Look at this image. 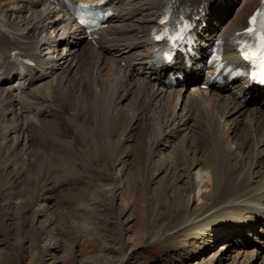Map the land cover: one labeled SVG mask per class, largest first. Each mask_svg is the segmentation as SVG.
I'll return each instance as SVG.
<instances>
[{"label": "bare ground", "instance_id": "obj_1", "mask_svg": "<svg viewBox=\"0 0 264 264\" xmlns=\"http://www.w3.org/2000/svg\"><path fill=\"white\" fill-rule=\"evenodd\" d=\"M13 1L15 9L5 11L0 5V149L5 155L20 159L17 147L23 140L24 159L20 163L32 164L35 171L61 166L64 155L47 139L59 142L58 135L64 131L60 112L65 106H75V124L82 117L99 129L107 117L108 124L113 122V134L118 127L126 128L124 107H134L133 112L143 120L135 151L144 170L153 150L157 152L159 146L183 133L179 140L183 162L177 158L171 161L170 155L165 158L173 164L179 183L172 187V198L168 199L178 212L174 218L183 216L175 232L192 230L190 238L203 242L199 254L220 240L225 247L228 238H248L250 233L238 237L246 225L259 224L257 232L253 228L249 232L264 240V86L259 88L240 78L204 88L203 81L211 71L203 59L191 55L190 66L183 59L176 66H165L151 34L168 0H92L104 1L100 7L113 13L105 27L94 34L80 28L61 7V0ZM228 1L173 3L191 6L193 17L204 12L194 28L195 53L203 56L221 40L223 60L243 67L229 41L246 27L247 18L261 0H243L234 14H230ZM68 32L72 40L63 38ZM73 62L74 70L69 69ZM79 68L84 70V78L92 79V86L82 88L83 79H73L72 74L82 73ZM170 73L181 75L183 80L170 86L166 81ZM37 81L41 83L35 87ZM110 82L115 89L108 87ZM234 84L235 88L227 92V86ZM20 85L28 91L22 92ZM26 95L31 102L24 100ZM88 95L95 96L96 102H87ZM108 96L113 108L110 114L104 111L108 103L102 102ZM223 124L228 126L222 128ZM229 140L234 148L227 144ZM198 151L205 156L204 161L195 156ZM195 201L199 202L193 208L190 203ZM239 244L240 248L253 246L249 239ZM225 252L215 254L205 264H224L230 259ZM232 258L227 264L240 263L239 252ZM241 264H248L247 260Z\"/></svg>", "mask_w": 264, "mask_h": 264}, {"label": "rangeland", "instance_id": "obj_2", "mask_svg": "<svg viewBox=\"0 0 264 264\" xmlns=\"http://www.w3.org/2000/svg\"><path fill=\"white\" fill-rule=\"evenodd\" d=\"M242 3L243 0H229L230 14ZM0 5L5 11L16 8L13 0H0ZM50 38L53 40V35ZM63 38L73 39L69 33ZM75 67L73 62L69 69ZM79 71L82 75L72 74L73 79H83L82 88L92 86V79L84 78L82 68ZM108 84L115 89L113 83ZM22 97L26 102L32 101L27 95ZM88 100L96 102V97L88 95ZM109 100L108 96L102 101L108 103L104 108L107 114L113 112ZM72 106H65L60 112L64 131L58 135L59 142L47 139L64 155L61 166L35 171L32 164L20 163L24 159L23 140L17 147L22 154L20 159L5 155L0 149V264H205L215 254L225 252L227 246L225 253L230 259L224 264L231 262L237 252L238 264L243 260L264 264V240L253 236L254 231L249 232L252 228L257 232L259 224L244 226L238 237L250 233L248 238H228L225 247H221L224 240H220L203 254H199L203 242L190 238L194 235L192 230L175 232L183 216L174 218L178 212L168 200L179 184L171 161L177 158L183 162L179 150L183 133L159 146L157 152L153 150L144 170L135 151L143 120L133 112L134 107H124L126 128L123 131L118 127L113 134V122L108 124L107 117L99 129L82 117L75 124L73 116L78 112ZM227 144L234 148L232 141ZM169 155L170 162L165 160ZM195 156L205 160L201 151ZM182 197L185 202V195ZM198 202L190 206L194 208ZM245 239L251 240L253 246L240 248L239 243Z\"/></svg>", "mask_w": 264, "mask_h": 264}, {"label": "snow or ice", "instance_id": "obj_3", "mask_svg": "<svg viewBox=\"0 0 264 264\" xmlns=\"http://www.w3.org/2000/svg\"><path fill=\"white\" fill-rule=\"evenodd\" d=\"M249 25L246 34L254 36L255 43L242 42L238 46L245 60L252 64H259L262 70V82H264V11H258L253 15L249 20Z\"/></svg>", "mask_w": 264, "mask_h": 264}]
</instances>
